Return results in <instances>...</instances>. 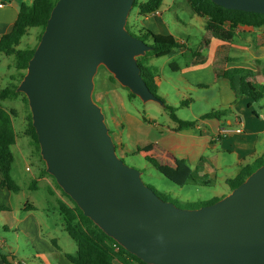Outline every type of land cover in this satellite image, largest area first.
Returning <instances> with one entry per match:
<instances>
[{"label":"water","instance_id":"water-1","mask_svg":"<svg viewBox=\"0 0 264 264\" xmlns=\"http://www.w3.org/2000/svg\"><path fill=\"white\" fill-rule=\"evenodd\" d=\"M136 0H58L17 92L25 94L46 171L107 236L146 264H264V164L214 204L182 209L117 154L95 103L101 66L143 103L152 46L128 29ZM264 14V0H211Z\"/></svg>","mask_w":264,"mask_h":264},{"label":"rangeland","instance_id":"rangeland-1","mask_svg":"<svg viewBox=\"0 0 264 264\" xmlns=\"http://www.w3.org/2000/svg\"><path fill=\"white\" fill-rule=\"evenodd\" d=\"M170 8L171 10H168ZM163 13V19L168 25L164 30L166 34L173 35L186 41V47L189 51H196L201 44L205 42L206 30L199 21L193 20V12L185 0H163L160 8ZM128 29L131 33L140 37L139 29L146 27L143 18L138 15L137 8H133L128 18ZM40 28L30 30V35L22 39L20 49L27 46H34ZM149 43V41H146ZM29 43V44H28ZM152 66L159 71L161 84L156 91V95L168 105L175 108V114L180 119L193 120L196 116H201L213 109H219L218 90H204L186 85L181 81L178 72L171 68V64L176 63L181 68L192 64L190 52L187 54L176 53L163 58L152 57ZM15 57L6 56L0 53V90L8 87L11 83L10 76L16 73ZM111 74L101 66L95 76V89L93 99L98 104L106 117V123L110 134L118 145L117 154L130 167L138 170L142 174L144 183L152 188L157 195H168L170 201L182 209H192L197 203L204 204L216 197L227 196L231 190L225 183L223 173L218 174V178L211 185H198L194 182H188L180 187L156 169L142 157L133 154L136 142L146 139L149 136L150 127H146L141 135H134V118L145 116L156 124L170 125L172 123L170 112L156 102L143 103L138 97L129 99V91L122 87L118 82L111 80ZM186 88H185V87ZM3 106L8 110H13V123L16 133V143L12 146L13 165L11 176L20 186V198L25 204L27 201H33L40 208L34 218H26V224L32 225L40 222L42 225V238L57 239V246L60 252L74 255L77 251L76 242L67 234L63 226V219L59 213L58 207L63 198L65 202L69 200L63 196L61 190L49 176V179L41 181V170L44 168L40 161L32 139L26 134L28 128L27 115L29 108L23 99V95L12 97L5 102ZM151 133V132H150ZM123 144L124 147H120ZM37 181V188L34 189L32 183ZM4 203V202H0ZM4 205V204H3ZM46 210V211H45ZM42 212L47 214L42 217ZM2 222L0 221V226ZM4 234V229H1ZM11 235V234H10ZM9 245H12L10 240ZM17 248L16 256L20 258V264H42L38 252L45 253L48 257L44 243L27 244L23 240ZM40 248V250H37ZM59 250H56L57 252ZM2 254H8L6 250H0ZM51 251V248H50ZM56 252V253H57ZM55 258V254H52ZM121 264V263H116Z\"/></svg>","mask_w":264,"mask_h":264},{"label":"crops","instance_id":"crops-1","mask_svg":"<svg viewBox=\"0 0 264 264\" xmlns=\"http://www.w3.org/2000/svg\"><path fill=\"white\" fill-rule=\"evenodd\" d=\"M33 1L0 0V37L12 30L20 5L31 4ZM168 10L171 9L168 8ZM141 17L146 26L143 28L155 34L170 35L164 32L168 25L160 9L157 13ZM193 20L199 21L205 29V18L194 15ZM175 38L186 45L183 39ZM188 52H190L192 64L175 71L179 73L181 81L186 85L211 92L210 89L216 88L219 109H228V112L222 120L202 119L209 112L196 116L193 119L198 120L195 126L181 132L171 130L176 127L173 122L170 125L156 124L149 118H147L148 122H145L143 116L135 117L133 134L141 135L146 127H150L151 133L149 132L146 139L136 142L133 151L140 143L157 142L163 151L185 160L200 176L207 177L210 185L218 178L219 173H223L226 183L242 168L253 164L264 154V99L255 101L250 97L240 96L238 91L232 88L230 81L223 78L221 74L235 68L249 69L255 73V81L264 85V29L239 27L231 41L220 40L206 31L205 42L196 51H189L186 47L176 53L184 55ZM151 60L150 64H152ZM152 67L157 69L155 66ZM238 81L239 76H236L235 86H238ZM224 127L241 129L242 133L219 138V132ZM120 147L124 145L120 144ZM40 180L47 183L49 181L44 176ZM32 186L34 189L38 187L36 180ZM20 192L21 190L13 193L0 187V202H4L3 204L8 208V211L0 212L1 229H4V234L0 232V250L8 252V254H2L0 251V264H20V258L16 256L17 248L14 246H19L22 240L32 245L45 244L44 248L47 250L48 257H45V253H37L42 264H73L67 259L68 253L60 252L61 248L57 246L55 237L42 238L40 222L26 224V218L30 216L36 219L34 215L40 211V208H46L44 206L39 208V205L33 201H27L24 204L20 198ZM60 199L65 202L63 198ZM41 214L42 217L47 216L45 212ZM9 240L12 245L8 244ZM52 254L56 255L55 258Z\"/></svg>","mask_w":264,"mask_h":264},{"label":"trees","instance_id":"trees-1","mask_svg":"<svg viewBox=\"0 0 264 264\" xmlns=\"http://www.w3.org/2000/svg\"><path fill=\"white\" fill-rule=\"evenodd\" d=\"M57 1L34 0L31 4L22 3L19 7L18 16L12 30L0 37V53L15 57L14 67L16 70V73L10 78V85L0 90V187L13 193L21 190L20 186L11 176L14 161L11 148L15 145L17 139L12 118L13 110L5 108L3 102L12 97L23 95V99L29 108V114L26 117L28 122L26 134L32 139V145L44 165V168L41 170V175L52 178L61 190L63 196L69 200V203L61 201L58 207L63 219L65 231L77 244L76 253L74 255L68 254L67 259L73 264H116L117 262L121 264H146L135 255L126 251L115 240L107 236L91 219L86 217L78 205L56 183L55 178L47 173L46 164L40 154V145L36 130L32 124V114L28 99L25 94L17 92V88L26 74L28 63L41 40L48 19ZM185 1L190 6L194 15L206 19V31L220 40H233L235 32L239 27L264 29V14L226 9L211 0ZM162 3L163 0H136L133 8H137L140 16H147L157 12L161 8ZM35 28L41 29L35 45H29L20 49L19 46L22 43V39L29 36L30 30ZM139 33L141 36L138 38L145 42L149 41V44L152 46L151 51L147 52L145 56L138 58L141 76L147 83L149 89L156 94L160 84V76L157 69L150 64V58L170 56L186 48V45L185 43L179 42L172 35L155 34L145 28H141ZM171 68L173 71H176L179 70L180 66L173 63L171 64ZM221 76L230 81L232 88L237 90L240 96L250 97L255 101L264 99V85L258 84L255 81V73L253 71L244 68H235L225 71ZM236 76H239L238 86L234 84ZM110 78L112 81L117 82L112 75ZM133 98H137V96L129 91V99ZM164 104V108L170 112L171 121L173 124H176V127L171 129L172 131L181 132L185 129L192 128L198 122V120L187 121L178 118L175 114V108L166 102ZM227 112L228 109L212 110L205 114L202 119L222 120ZM143 120L148 122L145 116H143ZM116 149H118L117 145ZM133 154L145 159L156 171L180 187H183L188 182H194L198 185H210V180L207 177L200 176L185 160L178 159L172 153L163 151L157 142L147 141L140 143L136 146ZM263 164L264 154L253 164L242 168L234 178L228 179L226 184L232 191L240 186ZM159 197L164 201H170L168 195ZM222 198H214L204 204L197 203L192 209L214 204ZM5 211H8V208L0 203V212Z\"/></svg>","mask_w":264,"mask_h":264},{"label":"built area","instance_id":"built-area-1","mask_svg":"<svg viewBox=\"0 0 264 264\" xmlns=\"http://www.w3.org/2000/svg\"><path fill=\"white\" fill-rule=\"evenodd\" d=\"M155 13H157V12H155ZM241 133H242L241 129H233L230 127H224L219 132V138H222V137L225 138V137L232 135V134H241Z\"/></svg>","mask_w":264,"mask_h":264}]
</instances>
